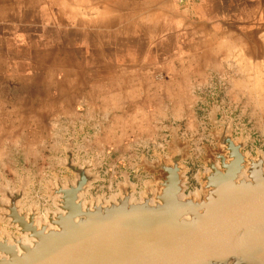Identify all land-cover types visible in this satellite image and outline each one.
Segmentation results:
<instances>
[{"label":"crops","instance_id":"1","mask_svg":"<svg viewBox=\"0 0 264 264\" xmlns=\"http://www.w3.org/2000/svg\"><path fill=\"white\" fill-rule=\"evenodd\" d=\"M155 78L250 100L264 84V0H0V116L32 119L30 101L52 100L56 117L33 124L56 125V140L103 133Z\"/></svg>","mask_w":264,"mask_h":264},{"label":"water","instance_id":"2","mask_svg":"<svg viewBox=\"0 0 264 264\" xmlns=\"http://www.w3.org/2000/svg\"><path fill=\"white\" fill-rule=\"evenodd\" d=\"M211 122L218 147L206 146L194 192L177 131L167 157L143 159L155 181L141 190L126 173L116 193L88 199L103 178L75 159L77 137L60 164L73 177L56 173L47 187L56 210L25 209L27 176L17 189L0 183V264H264V151L245 150L246 131L235 137L216 108Z\"/></svg>","mask_w":264,"mask_h":264},{"label":"rangeland","instance_id":"3","mask_svg":"<svg viewBox=\"0 0 264 264\" xmlns=\"http://www.w3.org/2000/svg\"><path fill=\"white\" fill-rule=\"evenodd\" d=\"M154 83L140 86L142 90H149L150 100H142L139 111L132 112L134 115L129 118L110 117L109 129L103 133L76 132L65 136L61 134L56 140V125H35L39 118L36 115L56 117V102L52 100L30 101L28 112L32 114V119L18 115L0 116V183L5 187L10 185L17 189L22 183V178L27 176L30 184L26 188V196L20 201L25 209L36 203L41 205L43 214L47 208L56 210L53 201L48 197L47 187L55 182L56 173L60 174L61 178L66 174L73 177L60 164L61 159L65 157L64 146L69 138L77 137L74 147L75 159L99 164L92 171L103 178L94 183L88 199L91 195L110 197L116 193L118 183L124 181L126 173L138 185V190H141L145 182L155 181V175L146 171L142 165L143 159L151 161L156 158V153L167 157L170 154L172 136L174 131H177L182 142L189 141L190 155L184 160V164L189 168L186 175V192H194L200 187L196 174L204 170L202 159L207 154L206 146L218 147V141L213 136L215 126L211 122L214 108L218 110V119L233 122L235 137L246 131L248 140L245 150L254 154L259 149L264 151V84H253L250 100L247 97L249 95L245 96L243 93L237 94L231 100L233 95L230 97L220 91L213 98L212 95L208 97V94L205 97L206 95L196 92L190 93L187 85L166 87L163 78H155ZM199 97H202V100H198ZM106 103L115 107L116 100L110 97ZM2 104L4 102H0V106ZM20 105L21 102H14L17 113L20 111ZM221 105L226 106L225 109L230 110L232 114L221 116ZM98 111L90 107L85 112L91 115L97 114ZM186 113L187 116H182ZM43 128L46 131H43ZM0 198H3L2 193Z\"/></svg>","mask_w":264,"mask_h":264}]
</instances>
